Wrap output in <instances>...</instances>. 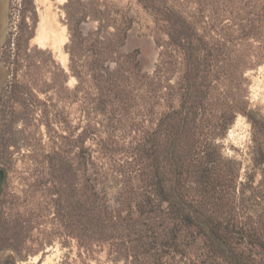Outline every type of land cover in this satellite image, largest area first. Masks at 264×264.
I'll return each mask as SVG.
<instances>
[{
	"label": "trees",
	"instance_id": "obj_1",
	"mask_svg": "<svg viewBox=\"0 0 264 264\" xmlns=\"http://www.w3.org/2000/svg\"><path fill=\"white\" fill-rule=\"evenodd\" d=\"M135 1L154 23L151 72L137 48L125 49L127 8L66 0L70 32L73 20L96 23L67 48L71 89L52 52L29 47L36 13L30 25L22 16L17 55L27 71L12 92L33 108L31 68L47 51L57 97L80 102L84 128L69 141L54 131L58 144L28 168L24 197L5 199L6 178L0 250L22 247L52 210V236L64 229L81 253L105 247L116 264H264V113L251 105L246 75L264 64V0ZM239 115L250 124L248 164L225 153ZM54 119L66 124L59 112Z\"/></svg>",
	"mask_w": 264,
	"mask_h": 264
},
{
	"label": "rangeland",
	"instance_id": "obj_2",
	"mask_svg": "<svg viewBox=\"0 0 264 264\" xmlns=\"http://www.w3.org/2000/svg\"><path fill=\"white\" fill-rule=\"evenodd\" d=\"M65 2L66 0H48L50 10L56 13L59 23L65 27L66 42L63 46V52L67 54V62L64 68L68 74L66 87L71 89L76 84V79L68 69L69 55L67 48H72V37L75 36L76 46L79 41V37L77 41L79 31L80 33H87L95 27L96 23L88 19L78 25L76 20H73L71 25L74 31L73 33L70 32L64 9ZM115 2L127 8L129 14L133 17V25L128 32L125 49L137 48L143 70L151 72L158 56L151 15L135 0H115ZM40 9H43V7L37 4L35 0L6 1L3 37L0 40V62L6 66L7 74L3 94L0 95V165L7 169L5 186L7 196L5 199L8 202L14 196L24 197L27 184L32 182V179L27 182L24 180V177L29 174L27 171H30V169L28 168L32 167L35 161L41 160L43 156L50 154L58 144L54 137V131L63 133L66 136L64 141H69L73 133L82 132L84 128L80 102L70 101L69 99L62 100L57 97V90L52 85L51 79L55 63L52 62L53 60L47 51L36 53V67L31 68L33 71V82L31 83L33 96H31L30 101L33 108L24 110L18 98L12 92L14 83L24 81L22 79L23 74L27 71L25 67L19 64L20 56L17 55L18 40H20L21 48L25 45L20 36V26H24L25 22L30 25L34 20V13H36L39 20L38 11ZM23 15L26 18L25 22L22 21ZM37 25L38 21L36 28ZM35 45L40 47L31 38L29 47ZM40 48L49 49L48 47ZM49 50L51 51V49ZM51 55L55 59L53 52ZM246 75L250 79L249 99L251 105L264 113V64L256 69L249 70ZM58 112L61 117L66 119V124L61 122V124L56 125L54 123V117L58 115ZM250 136V124L245 117L239 115L234 125L228 130L227 137L224 140L225 153L235 155L244 164H248L247 146L250 144ZM31 198H38V194ZM6 206H8V203H5V208H2V211H5L4 216L8 218ZM34 208V205H27L22 208V218L30 220L34 216ZM43 213L42 223L31 230L30 237L22 247L18 250L12 248L0 250V264H18L19 262L30 261L34 256H38L34 264H41L45 260H49V264H116L108 258L105 247L98 248L91 253H84V251L81 253L76 242L65 234L64 229L61 230V236H52V232L55 230L53 212L49 210Z\"/></svg>",
	"mask_w": 264,
	"mask_h": 264
},
{
	"label": "bare ground",
	"instance_id": "obj_3",
	"mask_svg": "<svg viewBox=\"0 0 264 264\" xmlns=\"http://www.w3.org/2000/svg\"><path fill=\"white\" fill-rule=\"evenodd\" d=\"M35 2L43 9L38 11L39 20L32 41L40 47L51 49L55 59L63 67H66L67 54L63 52V46L66 42L65 27L59 23L56 13L50 10L48 0H35ZM37 257L34 256L30 261L19 262L18 264H34ZM41 264H49V260H45Z\"/></svg>",
	"mask_w": 264,
	"mask_h": 264
},
{
	"label": "flooded vegetation",
	"instance_id": "obj_4",
	"mask_svg": "<svg viewBox=\"0 0 264 264\" xmlns=\"http://www.w3.org/2000/svg\"><path fill=\"white\" fill-rule=\"evenodd\" d=\"M6 1L7 0H0V40L3 37V23L4 17L6 16ZM6 66L0 62V95L3 94V86L6 77ZM4 171L0 169V182L3 178Z\"/></svg>",
	"mask_w": 264,
	"mask_h": 264
},
{
	"label": "water",
	"instance_id": "obj_5",
	"mask_svg": "<svg viewBox=\"0 0 264 264\" xmlns=\"http://www.w3.org/2000/svg\"><path fill=\"white\" fill-rule=\"evenodd\" d=\"M0 169H2L4 171L3 178L0 182V195H1L3 187L5 185L6 178H7V169L3 165H0Z\"/></svg>",
	"mask_w": 264,
	"mask_h": 264
}]
</instances>
